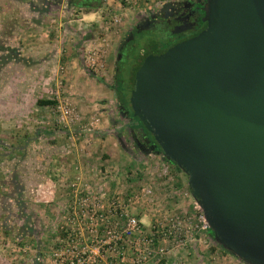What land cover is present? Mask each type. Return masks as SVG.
<instances>
[{"label": "rangeland", "instance_id": "rangeland-1", "mask_svg": "<svg viewBox=\"0 0 264 264\" xmlns=\"http://www.w3.org/2000/svg\"><path fill=\"white\" fill-rule=\"evenodd\" d=\"M75 1L0 0V202L10 214L0 220V264H70L89 249L79 229L67 235L70 205L82 197L101 198L104 209L114 197L125 204L132 198L128 212L141 222L140 235L121 240L99 264H168V246L176 256L169 264H247L209 234L188 175L163 153L136 146L130 131L139 132L118 110L119 44L167 0H140L137 9L115 0L88 9ZM129 72L123 65L120 76ZM40 98L55 103L40 105ZM41 213L51 215L35 218ZM124 223L120 218L119 230ZM55 251L64 252L58 260Z\"/></svg>", "mask_w": 264, "mask_h": 264}, {"label": "water", "instance_id": "water-1", "mask_svg": "<svg viewBox=\"0 0 264 264\" xmlns=\"http://www.w3.org/2000/svg\"><path fill=\"white\" fill-rule=\"evenodd\" d=\"M204 11L198 34L144 58L130 103L188 175L216 241L264 264V0H206Z\"/></svg>", "mask_w": 264, "mask_h": 264}, {"label": "flooded vegetation", "instance_id": "flooded-vegetation-1", "mask_svg": "<svg viewBox=\"0 0 264 264\" xmlns=\"http://www.w3.org/2000/svg\"><path fill=\"white\" fill-rule=\"evenodd\" d=\"M205 2L206 0L165 1L159 10H156L137 23L119 44L116 69H120L118 64L127 57V54L129 62L141 51V47L147 48L156 42L166 50L168 47L198 34L207 26V21L204 19ZM144 31L152 32V35L158 36L150 35L149 39L146 38L144 41L142 40L136 44L134 40L137 35L142 34ZM137 131L139 133H135L136 146L145 151L156 149V145L151 137L152 134L149 131L146 129L142 131L140 125L137 126Z\"/></svg>", "mask_w": 264, "mask_h": 264}, {"label": "built area", "instance_id": "built-area-1", "mask_svg": "<svg viewBox=\"0 0 264 264\" xmlns=\"http://www.w3.org/2000/svg\"><path fill=\"white\" fill-rule=\"evenodd\" d=\"M115 1H117L120 6L129 9H135L140 2V0ZM114 20L118 21V18H115ZM88 58L92 59L93 65H97L94 56H88ZM148 193H151L150 189L144 190V194ZM102 194H104V192ZM95 199L82 197L77 200V206L70 205L75 210L70 213V215L73 216V218H76V223L84 229H89L91 233H94L96 236V243L93 244V248H86L82 250V252L73 254V258L69 261L70 264H99V261L101 262L104 253H107L109 250L110 252H114L117 249L118 245L121 243V240H129V242H132L133 240L129 238L131 236L135 237L136 235H140L142 231L140 226V220L128 212V207L132 204V198H128L129 203L125 204L118 197H114L108 205L107 209H104V204L101 201V198H98L96 200ZM69 216L67 215L68 218ZM120 218L125 219V223L123 225L122 230H119L118 228L120 224ZM202 219L205 223V227L209 228L204 213L202 214ZM112 222L113 224L111 225ZM114 223L115 226H113ZM100 230H102L101 234L99 233ZM156 233L160 234L161 231L156 230ZM72 235L73 234H71L70 237ZM79 235L82 236L80 233ZM162 235L163 238L167 237L166 233L164 232H162ZM147 238L148 242H150L153 240L154 235L151 234V236ZM61 241L65 242V240ZM134 243H136L135 240ZM63 253V251H55L54 255L58 260L59 257L63 255Z\"/></svg>", "mask_w": 264, "mask_h": 264}, {"label": "trees", "instance_id": "trees-1", "mask_svg": "<svg viewBox=\"0 0 264 264\" xmlns=\"http://www.w3.org/2000/svg\"><path fill=\"white\" fill-rule=\"evenodd\" d=\"M100 3H101V0H76L75 1V4L77 6L86 7L88 9H93V8L99 7ZM163 50H165V49H163L159 44H157L155 42L154 44L149 45L147 48L141 49V51H139V53L136 54L131 61L128 62V60H127L128 54H127V57H125V59H123L118 64L120 66V69L117 71V74L115 77L118 110L120 111L121 114L129 116V120H130L129 121V124H130L129 127H130V129L134 130V129H137L138 125L142 126L141 122L138 123V121H139L138 118L133 115V110H132V106L130 103V94H131L132 88L134 87L135 73H136L137 69L139 68V66L141 65V63L143 62L144 58L148 54H150L152 52H156L155 54H157V52L161 53V52H163ZM123 65H124V68H125V65L126 66L128 65L130 68L129 76H125V78L120 76L121 75L120 74L121 68ZM87 71L89 73H91L90 70H87ZM91 75H93V73ZM37 102L40 105H47V104L55 103V100L40 98V99H38ZM130 135H131V138L135 141L136 134L134 133V131L132 132V130H131ZM116 137L121 141L119 134H117ZM151 137L153 138V136H151ZM153 141L156 144L154 138H153ZM152 151L163 153L159 145H157L156 149H154ZM164 157H165V155H164ZM165 159L168 160L166 157H165ZM168 161H170V160H168ZM170 162L173 163L177 168H180L174 162H172V161H170ZM208 231H209V234L211 235V237L214 239V241L217 242L216 239L214 238L212 230L210 228H208ZM217 244L220 245L226 253H229V254L235 256L232 252H230L229 250L224 248L218 242H217ZM235 257L240 259L237 256H235ZM240 260H242V259H240ZM242 261H244V260H242Z\"/></svg>", "mask_w": 264, "mask_h": 264}, {"label": "crops", "instance_id": "crops-1", "mask_svg": "<svg viewBox=\"0 0 264 264\" xmlns=\"http://www.w3.org/2000/svg\"><path fill=\"white\" fill-rule=\"evenodd\" d=\"M149 3V2H148ZM146 5H147V2H146ZM148 7H151V6H148ZM137 8H139L138 7V5L136 6V9ZM140 10H142V9H140ZM139 10V11H140ZM89 14H85L84 15V17H87ZM83 17V18H84ZM123 25H125V22H124V24ZM4 202L5 201H3V202H0V220H3V218H5V217H8L10 214H8V213H6V211H4ZM51 210L53 211V210H55V208H54V206L53 207H51ZM52 211H51V213H52ZM42 215L41 216H38V214H35L34 216H35V218H40L41 220H46L47 219V215H51V214H49V213H41ZM40 215V214H39ZM49 218H51L50 216H49ZM66 220L70 223L69 224V231L67 230V235L68 236H70L71 234H73V231H75V230H77V229H79L78 230V233H80L81 235H82V238H84L86 241L89 239V242H86V245L89 247V248H92L93 247V245H92V241L90 240V236L88 235V234H85L86 232H85V230H84V228H82L81 226H79L77 223H76V218H73V216H69V218L66 216ZM1 223V222H0ZM52 226V225H51ZM54 228H55V226L53 225L52 226V229L53 230H51V231H54ZM4 229V227L2 226V224H0V237H4V233L3 232H5L6 233V231H4L3 230ZM50 230V229H49ZM55 234V233H54ZM76 235H78L77 233H76ZM84 239H81L82 240V242H85V240ZM199 239V238H198ZM24 239H21V245H23V243H24V241H23ZM88 243H89V245H88ZM20 245V246H21ZM198 245L199 244H193V246H194V250H196V252L197 251H199V248H198ZM167 248V250H166V254H165V256H166V262L169 264V262H171V260L172 259H176V256L173 254L174 253V249H175V246H173V248H170L169 246L168 247H166ZM208 252L210 253L211 252V247H210V245H209V247H208ZM205 251H207V249L205 250ZM2 250L0 251V257H1V255H2ZM155 262H153V264H154ZM54 264H56L55 262H54Z\"/></svg>", "mask_w": 264, "mask_h": 264}]
</instances>
